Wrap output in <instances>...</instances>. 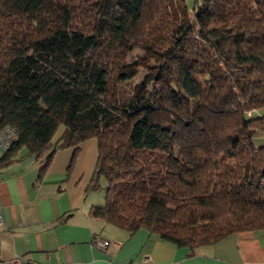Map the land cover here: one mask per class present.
Listing matches in <instances>:
<instances>
[{
    "label": "trees",
    "instance_id": "1",
    "mask_svg": "<svg viewBox=\"0 0 264 264\" xmlns=\"http://www.w3.org/2000/svg\"><path fill=\"white\" fill-rule=\"evenodd\" d=\"M140 49L158 57L135 83ZM149 85V86H148ZM264 0H0V130L97 140L91 215L191 251L264 235ZM42 169H44V167Z\"/></svg>",
    "mask_w": 264,
    "mask_h": 264
},
{
    "label": "crops",
    "instance_id": "2",
    "mask_svg": "<svg viewBox=\"0 0 264 264\" xmlns=\"http://www.w3.org/2000/svg\"><path fill=\"white\" fill-rule=\"evenodd\" d=\"M60 126V125H59ZM58 127L45 157L21 148L6 163L0 147V264H264V235L244 230L191 251L161 240L145 228L129 234L91 215L102 204L87 190L98 147L96 138L69 145V129ZM44 167V169H42ZM95 236L108 240L100 248Z\"/></svg>",
    "mask_w": 264,
    "mask_h": 264
},
{
    "label": "rangeland",
    "instance_id": "3",
    "mask_svg": "<svg viewBox=\"0 0 264 264\" xmlns=\"http://www.w3.org/2000/svg\"><path fill=\"white\" fill-rule=\"evenodd\" d=\"M186 3L191 6L192 0H186ZM158 57L151 53L150 51L140 50V49H134L132 50L128 56H127V63H131L133 61H136L138 63V70L136 72V75L133 78V81L135 83L142 80L144 75L151 71L152 69L148 68V65L150 63L157 62ZM149 86V85H148ZM248 116H256V115H264V106L258 107L256 109L251 110L249 113H247ZM62 129L66 128L67 126L60 124L59 126ZM253 142L256 146L264 145V132L262 133H256L253 136ZM100 196L102 198V202H104V189L101 186V188L98 189Z\"/></svg>",
    "mask_w": 264,
    "mask_h": 264
},
{
    "label": "built area",
    "instance_id": "4",
    "mask_svg": "<svg viewBox=\"0 0 264 264\" xmlns=\"http://www.w3.org/2000/svg\"><path fill=\"white\" fill-rule=\"evenodd\" d=\"M17 137L16 132L10 127H4L0 130V147L6 149L9 145L14 141ZM3 223V217L0 210V227ZM94 244H96L100 248H104L109 244L108 240L103 239L101 236H95L93 239ZM19 264H34L32 261H25L22 258H18L15 260Z\"/></svg>",
    "mask_w": 264,
    "mask_h": 264
}]
</instances>
